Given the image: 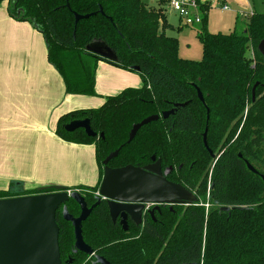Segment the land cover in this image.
Returning a JSON list of instances; mask_svg holds the SVG:
<instances>
[{
	"label": "trees",
	"instance_id": "trees-1",
	"mask_svg": "<svg viewBox=\"0 0 264 264\" xmlns=\"http://www.w3.org/2000/svg\"><path fill=\"white\" fill-rule=\"evenodd\" d=\"M4 1L11 18L30 23L44 36L49 62L62 77L67 94L97 96V64L109 62L86 51L94 40L116 52L118 63L109 64L143 77L142 87L127 88L107 97L99 108L73 111L59 119L56 135L71 144L95 146L100 169L96 187L68 190L98 192L103 162L121 149L110 168L146 167L155 157L163 170L174 168L169 181L197 195L198 202L181 217L169 208L157 215V221L148 217L140 236L114 225L107 205H102L84 223L85 242L111 264H264L260 177L264 175V57L258 51L264 40V14L248 17L241 32L237 20L230 34H211L207 31L210 4L198 0L203 51L202 59L193 61L181 59L178 39L167 36L171 27L161 14L167 9L153 11L145 0H0V7ZM75 15L91 17L76 25ZM257 84V100L252 104ZM207 108V139L214 159L203 141ZM168 111L173 114L144 126L128 144L135 124ZM246 111L252 123L248 119L243 128ZM83 120L90 121L96 138L84 130H65L66 125ZM246 163L260 175L250 172ZM36 194L37 190L25 191L12 183L9 190L0 191V200ZM202 200L212 205L209 214L200 206ZM67 209L72 216L79 215L74 201ZM57 223L62 257L74 256L73 226L61 212Z\"/></svg>",
	"mask_w": 264,
	"mask_h": 264
},
{
	"label": "crops",
	"instance_id": "crops-1",
	"mask_svg": "<svg viewBox=\"0 0 264 264\" xmlns=\"http://www.w3.org/2000/svg\"><path fill=\"white\" fill-rule=\"evenodd\" d=\"M48 55L44 36L30 23L11 18L1 5L0 191L12 183L25 191L56 185L94 188L99 183L95 146L71 144L56 135L62 116L99 108L98 102L67 94ZM140 87L128 71L98 62L96 92L103 98Z\"/></svg>",
	"mask_w": 264,
	"mask_h": 264
},
{
	"label": "water",
	"instance_id": "water-1",
	"mask_svg": "<svg viewBox=\"0 0 264 264\" xmlns=\"http://www.w3.org/2000/svg\"><path fill=\"white\" fill-rule=\"evenodd\" d=\"M90 17L91 15H75V23L77 25ZM258 50L264 57V40L259 44ZM86 51L111 64L119 61L116 52L102 40H94L86 47ZM135 71L139 72V68H135ZM256 88L257 86L253 89V100L256 97ZM198 97L206 106L199 90ZM171 114L173 111L164 112L162 115L150 116L135 124L129 133L128 144L134 141L144 126L161 118L167 119ZM209 119L208 110L207 120ZM65 130L69 133L84 130L90 138L98 136L91 129L89 120L74 121L66 125ZM208 130L207 125L203 141L214 159L215 155L208 146ZM120 151L121 149L111 153L103 162L104 170L98 191V203L90 209L78 191H71L61 186L40 187L37 189L39 194L36 195L0 200V264H63L59 248L60 228L57 223V213L61 208L63 220L71 223L74 228L75 253L80 251L91 255L93 251L84 241L83 224L102 200L108 201L110 216L114 222L121 217L124 231L128 230V217L140 225L147 205L156 206L151 212L153 215L155 211L160 210V206H191L198 202L194 193L168 180L174 168L163 170L161 161L156 160L155 157L152 158V164L146 167L130 165L119 169L110 168L108 164L119 156ZM247 168L253 174L259 175L249 163ZM260 177L264 182V176L260 175ZM71 200L81 207V215L78 218L73 217L67 209V204ZM221 211L229 212L230 208H222ZM98 261L100 264H109L102 258H98Z\"/></svg>",
	"mask_w": 264,
	"mask_h": 264
},
{
	"label": "rangeland",
	"instance_id": "rangeland-1",
	"mask_svg": "<svg viewBox=\"0 0 264 264\" xmlns=\"http://www.w3.org/2000/svg\"><path fill=\"white\" fill-rule=\"evenodd\" d=\"M145 2L149 9L157 12L160 11L161 8L167 9L168 7V0H163L161 3H159L160 0H145ZM206 2L210 3L207 31L211 34H230L234 30L237 20L239 22L237 23V29L241 32L245 30L248 17L252 16L254 13L264 14V0H206ZM2 6L8 11L7 1H4ZM165 13H167V11ZM161 14L165 15L166 22L171 27V30H166L167 36L176 38L179 41V57L184 60L200 61L203 51L199 40L200 27L187 28L180 23L179 17L176 14H164L163 12H161ZM161 23H163L162 20ZM179 27H182L184 30H180ZM87 64L91 66L92 61H87ZM129 73H131L132 78L134 77V79H136L137 84L142 87L143 77L132 72ZM95 100H97L98 106L100 107L103 103L99 102L102 100L105 102L106 98H103V95L97 93ZM200 206L205 209L207 214L213 209L208 201L203 202L202 200ZM175 211L179 214V217L184 213V210L175 209Z\"/></svg>",
	"mask_w": 264,
	"mask_h": 264
},
{
	"label": "flooded vegetation",
	"instance_id": "flooded-vegetation-1",
	"mask_svg": "<svg viewBox=\"0 0 264 264\" xmlns=\"http://www.w3.org/2000/svg\"><path fill=\"white\" fill-rule=\"evenodd\" d=\"M259 51V50H258ZM260 53V52H259ZM262 56V55H261ZM257 86V88L256 89H258V86H259V84H257L256 85ZM260 87V86H259ZM261 89H263L264 90V85L263 84H261ZM255 94H256V90H255ZM257 97V96H256ZM255 97V100H253V91H252V104H254L255 102H256V100H257V98ZM261 97H263V93L259 96V99L261 98ZM206 104V103H205ZM204 105V104H203ZM205 106V105H204ZM205 107H207V106H205ZM209 115H210V111H209ZM257 115L258 114H254L253 115V118H256L257 119ZM207 116H208V108H207ZM251 117H250V115L247 113V111H246V113H245V117L243 118V121H242V124H243V128L246 126L245 124L247 123V121H248V119H250ZM210 120V119H209ZM209 120H207V118H206V122H207V124H206V127H207V125H208V129H209ZM250 122L252 123V120L250 119ZM206 127H205V129H206ZM242 129V126H241V128H240V130ZM257 131V130H256ZM264 134V133H263ZM247 164V163H246ZM260 175V174H259ZM264 176V175H263ZM99 191V190H98ZM80 194H81V196H82V198L85 200V202L87 203V206H88V208L90 209V208H92L94 205H96L97 203H98V200H97V198H98V192H93V191H78ZM192 193H194V192H192ZM195 194V193H194ZM196 195V194H195ZM196 197H197V195H196ZM71 201H73V200H71ZM75 202V201H74ZM76 203V202H75ZM77 204V203H76ZM78 205V204H77ZM102 205H107V207H108V211H109V204H108V201L107 200H102L101 201V204L99 205V206H97V208H99V207H101ZM78 207H79V215L77 216V217H75V218H78V217H80V215H81V207L78 205ZM188 206H185V205H175V206H173V207H170V206H160V210L159 211H155V213L152 215L151 214V212L156 208V206L155 205H147L146 206V208H145V210H144V212H143V216H142V220H141V223H140V225H138V224H136L135 223V221L131 218V217H128V219H127V224H128V230L127 231H124L123 230V227L121 226V222H122V219H121V217H119L117 220H116V222H114L112 219V222L114 223V225H117V226H119L125 233H127V234H130V231L131 230H134V231H137V233H138V235L140 236V235H142V233H143V230H144V227H145V222H146V220H147V218L148 217H150L151 219H153L154 221H157V219H156V217H157V215H161L162 214V210L163 209H166V208H169L170 209V211H174V213L177 215V212L175 211V209H177V210H184L185 211V209L187 208ZM96 208V209H97ZM95 209V210H96ZM94 210V211H95ZM94 211H93V213H94ZM62 213V208L58 211V213ZM92 213V214H93ZM91 214V215H92ZM109 215H110V211H109ZM63 216V215H62ZM74 217V216H73ZM91 217V216H90ZM89 217V218H90ZM110 218H111V216H110ZM72 225V224H71ZM83 226H84V224H83ZM74 229V228H73ZM138 236V237H139ZM84 237V236H83ZM75 238V237H74ZM137 239V238H136ZM129 241H131V239H128ZM132 240H134V239H132ZM138 240V239H137ZM85 241V240H84ZM86 243V242H85ZM86 245L87 246H89L91 249H92V251H93V254H91V255H86V254H84V253H82V252H77V253H75V243H74V249H73V254H74V256H70V255H68V256H66L65 258H63L62 257V255H61V261H62V263L63 264H100L99 263V261H98V258H102V259H104L107 263H109V264H111L105 257H103L102 255H100L99 253H97V252H95L94 250H93V248L89 245V244H87L86 243ZM59 248H60V245H59ZM60 254H61V251H60Z\"/></svg>",
	"mask_w": 264,
	"mask_h": 264
},
{
	"label": "built area",
	"instance_id": "built-area-1",
	"mask_svg": "<svg viewBox=\"0 0 264 264\" xmlns=\"http://www.w3.org/2000/svg\"><path fill=\"white\" fill-rule=\"evenodd\" d=\"M166 11L176 14L184 27H199L203 22L198 0H168Z\"/></svg>",
	"mask_w": 264,
	"mask_h": 264
}]
</instances>
